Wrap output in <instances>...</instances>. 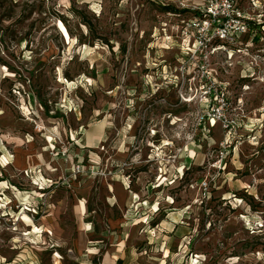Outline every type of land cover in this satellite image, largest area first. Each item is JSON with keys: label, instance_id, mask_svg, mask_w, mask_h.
I'll use <instances>...</instances> for the list:
<instances>
[{"label": "rangeland", "instance_id": "obj_1", "mask_svg": "<svg viewBox=\"0 0 264 264\" xmlns=\"http://www.w3.org/2000/svg\"><path fill=\"white\" fill-rule=\"evenodd\" d=\"M204 4L0 0V264H264V0Z\"/></svg>", "mask_w": 264, "mask_h": 264}, {"label": "built area", "instance_id": "obj_2", "mask_svg": "<svg viewBox=\"0 0 264 264\" xmlns=\"http://www.w3.org/2000/svg\"><path fill=\"white\" fill-rule=\"evenodd\" d=\"M240 2L241 0H205L202 9L191 10L193 27L198 30L199 49L210 46L214 50L234 46L243 34L249 32L251 21L239 9ZM185 56V62H189L190 53Z\"/></svg>", "mask_w": 264, "mask_h": 264}, {"label": "trees", "instance_id": "obj_3", "mask_svg": "<svg viewBox=\"0 0 264 264\" xmlns=\"http://www.w3.org/2000/svg\"><path fill=\"white\" fill-rule=\"evenodd\" d=\"M166 10H168L169 13L176 12L175 9H174V7H167ZM184 13H190V11L187 10ZM80 19H81V23L82 24L85 23L84 25H86L87 27H88V25L90 26V24L88 22L84 21L85 19L83 17H81ZM255 29H257V32L258 33L257 34L254 33V36H252V33H253V31ZM68 31L70 32L69 29H68ZM260 32H261L260 26L259 25H256V23L254 21V22H250V30L244 36H245V38L248 37V41L251 42V43L259 42L260 39H261ZM183 59L185 60L186 59V56H184Z\"/></svg>", "mask_w": 264, "mask_h": 264}, {"label": "crops", "instance_id": "obj_4", "mask_svg": "<svg viewBox=\"0 0 264 264\" xmlns=\"http://www.w3.org/2000/svg\"><path fill=\"white\" fill-rule=\"evenodd\" d=\"M120 195L123 197L125 194H123V191H121ZM80 208L83 210V213H85V212L87 213V211L93 212L92 209L91 210L89 209V206L88 205H85L82 202H80L79 209ZM110 260H112V261H109L107 264H114L115 263L113 261L114 259H110ZM104 264H106V263L104 262Z\"/></svg>", "mask_w": 264, "mask_h": 264}, {"label": "bare ground", "instance_id": "obj_5", "mask_svg": "<svg viewBox=\"0 0 264 264\" xmlns=\"http://www.w3.org/2000/svg\"><path fill=\"white\" fill-rule=\"evenodd\" d=\"M68 32V31H67ZM63 37V36H62ZM68 37H69V35H68ZM5 162V161H4ZM4 165V164H3ZM25 209V208H24ZM25 210H27V209H25ZM22 215L24 216V218H26V213L25 212H23L22 213ZM38 230V228L36 227V226H34V231H37Z\"/></svg>", "mask_w": 264, "mask_h": 264}]
</instances>
